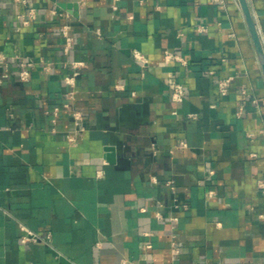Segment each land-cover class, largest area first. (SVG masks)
I'll list each match as a JSON object with an SVG mask.
<instances>
[{
  "label": "crops",
  "instance_id": "obj_1",
  "mask_svg": "<svg viewBox=\"0 0 264 264\" xmlns=\"http://www.w3.org/2000/svg\"><path fill=\"white\" fill-rule=\"evenodd\" d=\"M29 1L24 27L0 0V51L34 63L0 83V264H264V75L239 1ZM247 1L264 46V0ZM65 103L82 132L53 122Z\"/></svg>",
  "mask_w": 264,
  "mask_h": 264
},
{
  "label": "built area",
  "instance_id": "obj_2",
  "mask_svg": "<svg viewBox=\"0 0 264 264\" xmlns=\"http://www.w3.org/2000/svg\"><path fill=\"white\" fill-rule=\"evenodd\" d=\"M140 2H143V0H139ZM214 3H217L219 5H224V0H211ZM14 5L21 6L24 8V12L21 14L20 17V23L22 26H29L32 22L36 21L38 18V10L36 7L32 6L30 4L29 0H13ZM51 14H57L56 10H51ZM64 15V14H61ZM66 15V14H65ZM198 30L200 32H205L207 31V28L205 26H200L198 27ZM70 31V26L67 24H64L61 27V34L64 39V45H63V54L68 55L70 49L72 48L74 39L69 33ZM134 57L137 60H140L142 62H146L144 56L139 52V51H134ZM167 59H177V56H174L172 54H167ZM10 61L15 62L18 65V78L21 82H27L31 78V71L30 67L34 65L33 62L31 61H25L18 53H13V54H7L3 51H0V83L4 82L7 80L11 74L10 70ZM70 63L71 67L73 68V73L69 76H66L64 78V83L67 86L74 87L76 83V79L79 76V69L83 64L81 62H65V65ZM40 65L44 71L45 74H49L52 69H53V64L50 62H47L45 60L40 61ZM230 83L231 80L229 78L227 79H222L218 81V91L221 95H226L229 91L230 88ZM169 87L171 90L170 96L171 100L175 103H180L182 102L185 97H186V90L184 86L179 82L178 80L175 79L174 76L169 77ZM245 93V91H243ZM74 91H69L68 95L69 97L73 96ZM253 102L257 104V100L254 99ZM62 111H67L70 115V117L73 120L74 123V133H80L83 131V115L80 110L76 109L73 107V105H70L68 103H65L62 105V107H57L53 110V122H56L57 116L59 115L60 112ZM189 117L194 118L195 116L193 114H190ZM262 133H264L262 131ZM250 138L253 137V134L249 135ZM67 141L69 143H74L76 142V137L73 134H68L67 135ZM182 147H185L186 144L181 143ZM212 173V172H211ZM100 175V173H99ZM167 185H170V182L167 183ZM264 187V184H262ZM170 188L174 190V187L170 185ZM214 195V192L211 191L209 192V196L212 197ZM170 222H176L177 218L171 217L169 218ZM40 238L36 234L30 233L29 236H25L23 238L24 241H33L36 242ZM171 252L175 255L179 253V248L176 243L172 244ZM122 264H126V262H122Z\"/></svg>",
  "mask_w": 264,
  "mask_h": 264
},
{
  "label": "water",
  "instance_id": "obj_3",
  "mask_svg": "<svg viewBox=\"0 0 264 264\" xmlns=\"http://www.w3.org/2000/svg\"><path fill=\"white\" fill-rule=\"evenodd\" d=\"M238 1L264 75V46H263L262 38L259 35L258 26L256 24V21L254 19L248 1L247 0H238ZM67 7L70 8L71 6L68 4ZM72 7L76 8V5H72ZM74 14L76 15V13ZM106 151L113 152V148L108 147L106 148ZM108 161L114 162L113 153L108 154Z\"/></svg>",
  "mask_w": 264,
  "mask_h": 264
}]
</instances>
